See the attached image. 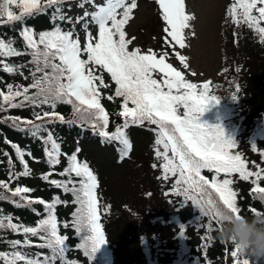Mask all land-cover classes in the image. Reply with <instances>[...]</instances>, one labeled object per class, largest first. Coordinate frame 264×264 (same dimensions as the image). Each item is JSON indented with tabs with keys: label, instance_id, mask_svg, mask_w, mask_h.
Here are the masks:
<instances>
[{
	"label": "snow or ice",
	"instance_id": "6c2138e0",
	"mask_svg": "<svg viewBox=\"0 0 264 264\" xmlns=\"http://www.w3.org/2000/svg\"><path fill=\"white\" fill-rule=\"evenodd\" d=\"M66 2L67 0H0V24L23 23L26 18L49 8L54 9V20L71 23L73 18L63 11ZM156 2L166 24V42L169 45L174 42L183 49V31L192 19L184 11L183 0ZM85 5L94 10H84L83 15L75 19V23L82 22L85 31L83 43L76 32L71 29L63 30L59 25L38 34L29 27H23L20 35L27 52L18 51L13 42L0 39V57L27 54L31 57L29 63L34 66L30 69V84L15 87L8 85L7 93L0 91L3 101L0 103V111L6 110L5 105L8 108L47 106L53 111L36 113V121L49 118L46 123L59 121L62 124H87L105 140L119 142L124 155H127L131 148L125 129L130 125H155V144L158 146L155 155L163 161L160 165L163 170L162 179L175 178L172 194L183 196L181 203L191 202L200 215L207 218V223L202 225L206 231L204 239L211 240V232L220 228L222 210L233 213L237 218L241 216L237 203L238 194L232 187L234 181L230 177L238 174L239 179L244 181L254 177L251 179L254 185L252 192L264 200V187L258 183L264 179V168L250 171L247 162L239 153L232 154L230 150L236 147V144L225 138L218 125L208 126L198 122V114L205 112L209 103L220 101L216 95L209 94V82L199 86L188 82L181 71L166 62L167 53L158 57L151 49L147 53L139 48L130 49L134 38H127L125 25L132 19L133 10L138 7L137 0H103L102 3L97 0H79L77 7L84 9ZM12 6L18 8L19 13L12 10ZM254 12L258 15H254ZM227 14L234 24H246L258 33L260 40L264 42V27L260 26L261 21H264V0H235L228 8ZM90 25L96 26L95 33L90 30ZM168 37L171 39L168 40ZM176 57L184 68H188L185 56L177 52ZM22 67L23 65L3 64V70L8 73L20 72ZM105 72L115 85L114 95L107 98H122L119 115L124 118V122L113 132L107 131L109 116L101 104V89L110 87L104 79ZM156 73L162 74L161 79L155 78ZM232 99L235 100L236 96L233 95ZM59 104L72 106L73 120H66L63 115L55 112ZM181 108L182 115L179 112ZM9 119L18 130L27 131L31 136L38 137L50 145V148H45L49 165L60 164V144L45 123H36L20 117ZM42 132L46 133V136L40 135ZM13 147L18 159L24 164V171L20 175H29L28 166L24 161L26 153L16 145ZM160 147L163 151L159 150ZM261 155L264 156V153ZM67 160L68 166L60 175L68 178L63 181L53 179L50 183L73 195V203L78 205L73 213V227L79 236L81 233H91L80 238L78 247L85 255L91 256L99 245L105 242L96 192L97 177L87 163L77 159L75 153L67 155ZM205 169L214 173L211 179L202 175V170ZM221 174L223 179L220 178ZM73 176L79 179L75 180ZM48 178V175L44 176L45 180ZM0 188L8 189L9 185L0 182ZM30 191L28 187H16L11 194L19 196L28 204L44 205L48 215L41 219L36 227L18 225L12 222L11 217H0V229L22 231L26 236L23 242L10 241L13 251H0V261H3V264H55L59 259L61 264H71L65 254V242L68 237L59 234L54 214L55 205L60 201L56 199L52 203H45L42 199L33 201L22 195ZM0 199L8 197L0 195ZM16 203L18 207L21 206ZM251 211L255 216H264V213L254 208ZM181 231L183 232V229ZM40 233H44L40 236L43 243L37 246L48 248L50 256L44 255L41 259L37 254L32 258L28 253L19 250L31 246L27 234L38 236ZM230 256L232 264H250L249 259L239 253L238 247L231 248Z\"/></svg>",
	"mask_w": 264,
	"mask_h": 264
},
{
	"label": "trees",
	"instance_id": "16d2710c",
	"mask_svg": "<svg viewBox=\"0 0 264 264\" xmlns=\"http://www.w3.org/2000/svg\"><path fill=\"white\" fill-rule=\"evenodd\" d=\"M66 7L64 4L63 11L67 15ZM12 10L19 13V9L15 6H12ZM53 11L54 9L51 8L46 9L42 13L26 18L23 23L0 24V39L13 42L18 51L27 52L20 35L23 27H29L37 34L41 31L51 30L56 25H59L63 30L72 27L73 22L54 20L52 18ZM234 25L233 33L235 35H231L230 42L233 44L234 40L235 50L230 54L231 61L224 59L228 64L226 72L229 73V78L227 82L231 74L234 75L235 72H238L234 76L238 80L239 91L235 94L236 99L232 100L229 105L231 107L230 118L226 121L220 120L219 109H213L214 107L208 105L205 112L198 114V122L208 126L218 125L223 130L225 138L236 144V147L230 150L232 154L239 153L247 162L248 169L255 172L258 168H264V156L261 155L264 153V42L260 40L258 33L248 28L246 24ZM30 59L31 57L27 54L0 57V91L7 93L8 85L27 86L32 82L30 69H33L34 66L29 63ZM4 63L23 65L20 69L23 74L4 71ZM236 69H240V71H236ZM103 75L110 87L101 89V102L109 116L107 131L113 132L118 125H122L124 122L119 117L122 98L114 97L113 100L107 98L109 95H114L115 85L106 72ZM2 102V98H0V103ZM129 106L131 107V105ZM4 107L6 110L0 111V182L8 184L9 188H0V195L8 197V199H0V217H11L13 223L27 227H36L41 219L47 217L48 212L44 205L28 204L19 196H12L11 193L16 187L31 189L29 193L22 194L29 200L42 199L45 203H52L53 200L58 199L60 203L55 205L54 214L57 218L59 234L68 237L65 242L67 260L71 264H106V259L102 256L99 248L91 256H88L78 247L80 238L91 233H81L80 236L76 233L73 227V213L78 205L73 203V195L50 183L53 179L63 181L68 178L61 176L60 172L68 166L67 155L75 153L77 159L82 163H87L97 177L101 223L108 241V250L114 256L113 264L115 261L117 264H227L226 260L232 247L219 239L217 231L211 232V240L204 239L206 231L202 225L207 223V218L201 216L199 210L191 202L181 203L184 200L183 196L172 194L174 177L168 180L162 179L163 170L160 165L163 161L155 155L158 147L155 144V125H130L125 129L131 148L127 155H124L119 142L105 140L87 124H62L59 121L46 123L49 118H45V121H36V113L53 111L47 106L42 108L31 106L8 108L5 105ZM55 112L63 115L66 120L74 119L71 105L59 104ZM179 112L182 115L183 108ZM10 117L45 123V126L53 132L54 138L60 144L62 153L60 164L49 165L45 148H50V145L45 144L38 137L31 136L27 131L18 130L13 121L9 119ZM40 135L46 136V133L42 132ZM73 142L76 145H73ZM13 145L18 146L26 153L24 161L29 170L27 176L20 175L24 171V164L18 159ZM77 149H79L78 152ZM103 151H106L109 157ZM130 160H135L140 165L142 174L145 175L144 193L148 191V195L145 193L148 200L157 205L156 210L155 206L148 205L147 218L150 221L146 220L148 227L143 230L144 233H135L131 230V221H125L123 211L113 204L114 193L117 192L115 188L112 190L113 188L108 183L109 177H112L113 182V172L124 167ZM154 164L156 167H153ZM45 175L49 176L48 180L44 179ZM202 175L211 179L214 173L205 169L202 170ZM72 178L79 179L74 176ZM220 178H224L223 174ZM230 178L233 179L232 187L238 194L237 203L241 209V215L249 218L254 216L251 211L253 208L264 213V200L259 199L258 194L252 192L254 185L251 183V179L254 177L244 181L239 179L238 174H233ZM258 183L264 187V179ZM16 202L21 206L18 207ZM184 206L197 211V216L188 218V221L179 219V209ZM131 209L136 213L134 220L142 224L141 218L144 216H141L140 213L146 215L145 209L141 211L134 206ZM161 231L163 232L162 238L157 239L161 237L158 235ZM145 233H148L150 237ZM42 235L44 233H40L38 236L27 234L31 246L22 247L19 250L28 253L32 258H35L37 254L41 259L44 255L50 256L51 252L48 248L37 246L43 243L40 240ZM25 238L22 231L13 232L6 228L0 229V251H13L10 241L20 240L23 242ZM156 239L157 242H155ZM132 242H134L133 250L127 249L126 245ZM0 264H3V261H0ZM55 264H61V261L57 259ZM258 264H264V260L259 261Z\"/></svg>",
	"mask_w": 264,
	"mask_h": 264
},
{
	"label": "rangeland",
	"instance_id": "374dc122",
	"mask_svg": "<svg viewBox=\"0 0 264 264\" xmlns=\"http://www.w3.org/2000/svg\"><path fill=\"white\" fill-rule=\"evenodd\" d=\"M78 2L79 0L67 1L65 3L67 6L66 13L74 19L73 27L69 29L76 32L83 43L85 31L82 22L75 23V19L82 16L84 10L93 11L94 9L89 5H85V8L81 9L77 7ZM97 2L102 3L103 0H97ZM233 3L235 0H183L185 13L192 17L188 21L189 26L183 31L185 42L183 49L175 45L174 42L171 45L166 42L167 34L164 31L166 24L162 19L161 10L156 0H137L138 7L133 10L132 19L125 25L127 38H134L129 46L130 49L139 48L145 53L151 49L158 57L167 53L166 62L171 63L173 67L181 71L188 82L198 86L209 82V94L216 95L220 101L208 105L214 107L213 109H219V119L222 121L230 118L231 107L229 105L232 103V96L239 91H237L238 80L234 76L238 72H235L234 75L231 74L227 82L229 78V73L226 72L228 64L224 61V59L231 61L230 54L235 50L234 40L233 44L230 42L231 35H235L233 33L235 25L227 14L228 8ZM253 14L258 15L255 12ZM260 26L264 27V21H261ZM90 30L95 33L97 28L90 25ZM170 39L168 37V40ZM177 52L186 57L188 68H184L180 63L176 57ZM154 75L155 78L161 79L162 74L156 73ZM101 104L103 103L101 102ZM105 110L107 112L106 108ZM119 117L124 121V118L120 115ZM72 144L75 145L74 142ZM160 150L163 151L162 147ZM103 153L108 156L106 151ZM112 175L113 182L112 177H109L108 183L113 188L112 190L115 188L117 192L116 194L113 192L115 196L113 204L123 211L125 221H131V230L135 233L143 232L148 227L146 220L150 221L147 218L148 205L155 206V210L157 205L148 200L145 195V193L149 194L148 191L144 193L145 175L142 174L140 165L135 160H130ZM132 206L141 211L145 209L146 215L140 211V215L144 216L141 218L142 224L134 220L136 213L131 209ZM156 212L158 213V211ZM195 216H197V211L191 210L188 206L179 209V219L188 221V218ZM162 234V231L159 232L158 235L161 237L157 239H161ZM146 235L150 237L148 233ZM133 247L134 242L126 245L129 250H133ZM226 263L232 264L230 255L227 257ZM115 264H117L116 261Z\"/></svg>",
	"mask_w": 264,
	"mask_h": 264
},
{
	"label": "clouds",
	"instance_id": "9594fccd",
	"mask_svg": "<svg viewBox=\"0 0 264 264\" xmlns=\"http://www.w3.org/2000/svg\"><path fill=\"white\" fill-rule=\"evenodd\" d=\"M219 239L238 247L239 253L249 259L250 264H258L264 260V216L239 218L233 213L222 210L220 228L217 231Z\"/></svg>",
	"mask_w": 264,
	"mask_h": 264
}]
</instances>
